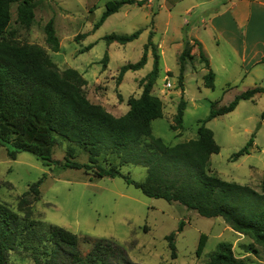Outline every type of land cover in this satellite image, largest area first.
Returning a JSON list of instances; mask_svg holds the SVG:
<instances>
[{"label":"rangeland","instance_id":"1","mask_svg":"<svg viewBox=\"0 0 264 264\" xmlns=\"http://www.w3.org/2000/svg\"><path fill=\"white\" fill-rule=\"evenodd\" d=\"M34 1L38 6L35 21L29 29L17 22L18 4H13L12 22L6 37L10 38L11 31H15V38L20 43L43 47L60 71L75 69L84 76L88 84L83 90L91 102L103 106L116 117L125 115L130 109L128 99L140 97L143 92L141 81L153 70V53L143 69L127 72L119 82L121 68L137 63L143 57L147 37L145 35L126 45H110L104 38L113 33L124 35L136 32L140 24H127L126 20L114 17L106 25L95 29L106 11L104 0L90 1L97 5L92 15L84 13L81 7L85 0ZM131 14L135 18L139 10ZM50 20H54L60 41L57 53L52 51L46 40L45 27ZM85 34H88L86 38L77 39V36ZM166 36L169 39L177 37V34ZM193 48V60H186L183 88L179 81L178 56L171 54L160 58V72L153 94L163 101L164 117L154 121L152 126L153 135L169 146L197 139L199 121H206L213 110L228 105L251 87L250 82H232V89H228L229 80L222 65L224 63L231 70L232 79L237 75L238 65L231 62L227 50L221 60L213 56L214 68L218 69L215 89L205 87L203 78L209 71H206L207 66L200 58V50L195 45ZM106 54L109 56L107 68L103 63ZM166 77L172 84L171 89L165 86ZM182 97L187 106L183 128L173 130ZM263 112L264 94L255 100L242 101L234 112L218 116L206 124L214 132L215 141L220 146V153L211 156L209 170L220 179L247 185L259 192L264 179ZM252 138L254 143L250 154L233 160L234 154L245 148ZM69 148L75 150L73 161L89 162L86 152L61 138L56 139L53 149V159L58 163L51 167L44 166L42 161L27 152L19 153L17 159L12 160L6 149H1L0 200L17 211L19 198L43 179L39 201L34 202L35 217L78 235L83 253H87L91 246L86 238H106L123 246L134 263L209 264L218 245L227 242L233 245L236 257L245 264H264L262 248L249 237L234 232L220 217H202L180 203L149 198L123 177L96 178L91 172L63 168ZM112 160V157L103 155L99 165L108 168ZM121 172L137 182H144L147 177V169L139 165L123 166ZM181 222H185V227L179 232ZM173 232L177 233L175 259L167 240ZM201 234L208 236V242L199 257L197 248ZM10 264L34 263L28 253L18 250L10 254Z\"/></svg>","mask_w":264,"mask_h":264},{"label":"trees","instance_id":"2","mask_svg":"<svg viewBox=\"0 0 264 264\" xmlns=\"http://www.w3.org/2000/svg\"><path fill=\"white\" fill-rule=\"evenodd\" d=\"M13 4H18L17 22L26 29L33 25L38 6L34 0H0V150L6 149L12 160H16L19 153L27 152L44 166L51 167L58 163L53 159V149L56 139L61 138L89 156L88 163L73 161L75 150L69 148L63 168L91 172L96 178L123 177L149 198L180 203L202 217H220L234 232L252 239L264 253V179L259 192L213 174L209 162L212 155L220 153V146L214 132L206 126L216 117L234 112L241 101L264 93V87L249 88L228 105L213 110L206 121H199L197 139L169 146L153 135V122L164 117V104L153 94L160 72V57L152 34L141 60L124 65L118 81L121 82L129 71L143 69L150 50L154 57L153 70L141 81L140 97L128 99L129 111L116 117L86 97L83 89L88 82L77 70L60 71L43 47L20 43L15 31H11L10 38L6 37L12 22ZM126 4L143 5L138 0L109 1L95 29ZM45 32L52 51L59 52L61 46L54 20L48 22ZM142 32L113 33L104 39L108 44L126 45L137 40ZM79 37L83 35L77 39ZM193 50L190 42H186L179 57L182 88L186 60H193ZM200 58L208 67V59L202 51ZM108 61L106 54L105 68ZM203 79L205 87L215 89V73L211 69ZM186 108L182 97L173 130L183 128ZM261 117L264 119V112ZM253 143L252 138L245 148L234 154L233 160L249 155ZM103 155L113 158L108 168L99 165ZM132 164L147 169L144 182L122 174L121 167ZM42 183L43 179L19 198L17 211L0 200V264H10V254L18 250L28 253L34 264H138L132 262L126 249L112 239L86 238L91 246L83 253L78 235L35 217L34 202L39 201ZM184 227L185 222H181L178 231H183ZM176 236L173 232L167 237L173 259L176 258ZM207 242L208 236L201 234L197 248L199 257ZM209 264L245 263L236 257L232 244L221 242Z\"/></svg>","mask_w":264,"mask_h":264},{"label":"crops","instance_id":"3","mask_svg":"<svg viewBox=\"0 0 264 264\" xmlns=\"http://www.w3.org/2000/svg\"><path fill=\"white\" fill-rule=\"evenodd\" d=\"M90 1L85 0L81 7L84 13L92 15L97 5ZM109 1L116 0H104L105 7ZM142 4L124 5L103 25L114 17L126 20L127 24H140L138 30L143 32L137 40L146 35L148 42L152 34V41L163 59L171 54L179 58L185 42H190L208 59L206 71L211 69L215 73V82L218 69L214 68L213 56L221 60L227 50L231 62L238 65L234 79L230 76L231 70L222 65L229 80L228 89H232V82H250V88L264 87V0H143ZM134 10H139L135 18L131 14ZM166 34H177V37L168 39ZM151 57L149 51L148 60Z\"/></svg>","mask_w":264,"mask_h":264},{"label":"built area","instance_id":"4","mask_svg":"<svg viewBox=\"0 0 264 264\" xmlns=\"http://www.w3.org/2000/svg\"><path fill=\"white\" fill-rule=\"evenodd\" d=\"M138 1H143V0H138ZM165 80L167 81V83L165 84V86L169 89L172 88V84L170 82H168V77L165 78Z\"/></svg>","mask_w":264,"mask_h":264}]
</instances>
